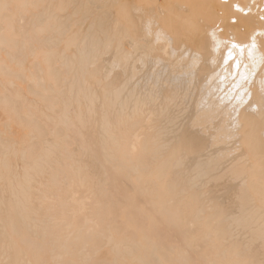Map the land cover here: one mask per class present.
Wrapping results in <instances>:
<instances>
[{
  "label": "bare ground",
  "instance_id": "bare-ground-1",
  "mask_svg": "<svg viewBox=\"0 0 264 264\" xmlns=\"http://www.w3.org/2000/svg\"><path fill=\"white\" fill-rule=\"evenodd\" d=\"M0 264H264V0H0Z\"/></svg>",
  "mask_w": 264,
  "mask_h": 264
}]
</instances>
